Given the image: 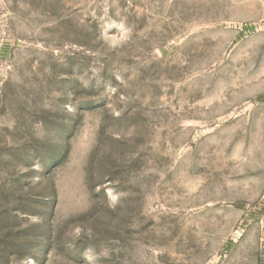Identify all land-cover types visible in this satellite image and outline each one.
<instances>
[{
    "label": "rangeland",
    "instance_id": "rangeland-1",
    "mask_svg": "<svg viewBox=\"0 0 264 264\" xmlns=\"http://www.w3.org/2000/svg\"><path fill=\"white\" fill-rule=\"evenodd\" d=\"M0 264H264V0H0Z\"/></svg>",
    "mask_w": 264,
    "mask_h": 264
}]
</instances>
